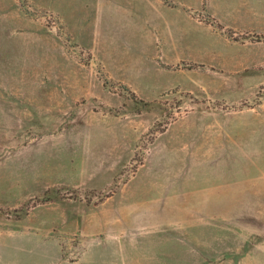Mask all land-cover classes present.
Instances as JSON below:
<instances>
[{"label":"rangeland","instance_id":"rangeland-1","mask_svg":"<svg viewBox=\"0 0 264 264\" xmlns=\"http://www.w3.org/2000/svg\"><path fill=\"white\" fill-rule=\"evenodd\" d=\"M149 1L0 0L3 264H264V20Z\"/></svg>","mask_w":264,"mask_h":264},{"label":"crops","instance_id":"crops-1","mask_svg":"<svg viewBox=\"0 0 264 264\" xmlns=\"http://www.w3.org/2000/svg\"><path fill=\"white\" fill-rule=\"evenodd\" d=\"M173 2L178 6H172L167 4L163 0H150L149 4L159 5L160 13L164 14L165 16H169L170 13L175 12V10H180V7L186 8V6L179 4L178 2ZM205 10L208 14L216 19V22L226 29H232L234 31L240 30H255L254 27L249 26L246 27L240 26L242 23L253 22V21H262L264 20V0H233V2H228L226 5V9H219V5L217 4V0H204ZM202 5V7L204 6ZM182 11V10H181ZM186 16L191 18L197 23V19H193L194 17L189 12H186ZM251 18V19H250ZM240 23V24H239ZM199 24V23H198ZM206 28L212 30V33H216V35L224 36V30H219L215 32V26H213L209 22L203 23ZM239 24V25H238ZM251 24V23H250ZM200 25V24H199ZM202 26V25H201ZM263 27L258 28L257 31L264 30L261 29ZM223 33V34H222ZM2 252L0 250V264H3L4 257L1 256ZM7 264V263H5Z\"/></svg>","mask_w":264,"mask_h":264}]
</instances>
